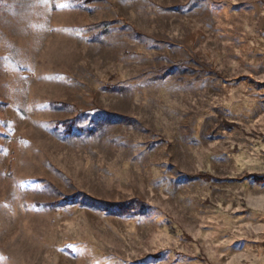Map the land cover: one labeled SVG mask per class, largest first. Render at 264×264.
<instances>
[{
    "label": "rangeland",
    "instance_id": "1",
    "mask_svg": "<svg viewBox=\"0 0 264 264\" xmlns=\"http://www.w3.org/2000/svg\"><path fill=\"white\" fill-rule=\"evenodd\" d=\"M0 264H264V0H0Z\"/></svg>",
    "mask_w": 264,
    "mask_h": 264
}]
</instances>
